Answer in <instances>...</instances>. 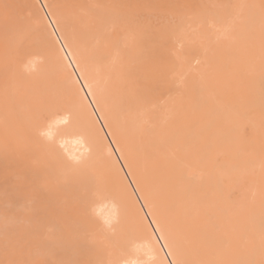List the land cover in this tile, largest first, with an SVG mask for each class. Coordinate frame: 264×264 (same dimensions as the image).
I'll return each instance as SVG.
<instances>
[{
  "label": "bare ground",
  "instance_id": "1",
  "mask_svg": "<svg viewBox=\"0 0 264 264\" xmlns=\"http://www.w3.org/2000/svg\"><path fill=\"white\" fill-rule=\"evenodd\" d=\"M91 1L100 4L103 17L96 22L100 30L86 18L71 26L76 14L72 7H81L76 0H33L31 8L20 7L28 29L18 35L14 56L7 60L14 72L0 74V96L5 99L13 90V98L24 100V105L0 106V261L11 258L17 243L23 251L16 258L28 264L106 260L108 241L98 225L117 210L121 225L113 240L138 229L136 218L120 200L98 140L87 132L82 140L58 138L55 153L49 154L37 132L43 112L57 108L75 113L76 90L87 95V84L99 79L97 63L88 62L85 79L75 60L86 49L103 48V36L112 38L120 49L124 71L113 75L108 88L98 94L100 105L92 104L90 111L100 106L111 109L115 126L133 150L143 145L137 164L147 168L149 182L162 186L181 210L200 223L220 229L235 224L258 236L255 224L261 219L264 198V181L254 177L255 167L264 163V53L259 8L226 11L220 5L258 6L261 0H195L192 5L186 0H158L176 22L153 32L134 29L124 18L142 0H87ZM40 3L67 6L71 18L63 13L64 8L60 11L70 26L60 31L52 23L53 17L33 23L35 16L45 15ZM120 9L127 14L119 15ZM229 12L234 18L231 31L227 30ZM249 17L250 24L242 23ZM215 27H221L215 36L229 37L226 43L210 37ZM119 31L123 36L117 38ZM109 50L115 52V48ZM178 52L186 58L185 67H191L186 76L178 65ZM32 58L30 67L36 73L25 76L22 65ZM69 64L77 71L74 85L69 68L65 70ZM192 71L195 79L188 76ZM128 96L137 102L135 107H124ZM92 99L88 97L89 102ZM81 126L87 128L86 118ZM241 126L247 128L243 137L238 132ZM73 158L86 159L78 174L66 166ZM48 172L50 177L44 180ZM244 180L248 185H241ZM98 188L105 195H96ZM230 190L240 191L239 196L230 213L221 217L218 209ZM44 234L50 244L43 240ZM148 256L144 249L139 254L130 251L128 258L146 261ZM209 258L235 257L218 246Z\"/></svg>",
  "mask_w": 264,
  "mask_h": 264
},
{
  "label": "snow or ice",
  "instance_id": "2",
  "mask_svg": "<svg viewBox=\"0 0 264 264\" xmlns=\"http://www.w3.org/2000/svg\"><path fill=\"white\" fill-rule=\"evenodd\" d=\"M64 7L67 6L54 3L42 5V9L49 11L43 17L35 16L33 23L40 24L42 20L53 17L52 23L60 26V31L65 30L70 26V22L60 11ZM220 7L226 11L233 8H259L261 50L264 53V0H261L258 6L224 4ZM77 22L83 21L72 18L71 26L74 27ZM227 23V30L231 31L234 18L230 12L227 13ZM242 23L250 24L251 17ZM102 39L104 40L103 48L86 49L79 53L75 60L78 70L85 79H87L85 73L89 61L99 66V79L87 84V95L82 96L79 94L80 90H76L75 113L73 110L51 108L40 115L41 123L37 130L49 154L55 153L58 138L74 136L82 140L84 133L87 132L89 137L98 140L103 145L105 165L119 190L120 200L126 210L136 218L137 231L122 233L119 241L112 239L117 235L121 225L119 210L100 221L99 232L108 241L106 245L108 258L88 261L85 264H264V198L261 201L258 236L252 234L249 229L235 224L228 229H220L215 225L200 223L187 211L181 210L162 186L149 182L147 168L141 169L137 164V153L142 150L143 145L140 144L133 150L127 138L115 126L111 109L100 106L90 111L92 104L100 105L98 94L102 95L108 88L113 75L119 76L124 71V66L120 62L122 53L118 46L110 37L103 36ZM112 48H115L114 53L109 50ZM73 55L76 56L77 53ZM176 59L183 70V75L186 76L191 71L190 66L185 67L186 58L178 52ZM69 67L71 64L66 65L65 70ZM70 76L71 74L69 79ZM76 83L78 81H71L73 85ZM89 96L93 98L90 102ZM97 112L102 115L97 117ZM85 118L86 129L81 126V121ZM238 132L243 137L247 134V128L241 126ZM108 137L112 139L105 144L104 141ZM85 162V158H73L67 161L66 166L71 172L78 174ZM95 194L105 195V192L98 188ZM218 246L221 251L232 253L235 258H209L210 253ZM144 249L148 250V260L128 258L130 251L139 254ZM8 251L6 244L5 252L8 253ZM22 251V246L17 243L13 247L11 258L0 261V264H28V261L16 258V255Z\"/></svg>",
  "mask_w": 264,
  "mask_h": 264
},
{
  "label": "rangeland",
  "instance_id": "3",
  "mask_svg": "<svg viewBox=\"0 0 264 264\" xmlns=\"http://www.w3.org/2000/svg\"><path fill=\"white\" fill-rule=\"evenodd\" d=\"M69 1H72V0H69ZM76 1H79L81 3V7L80 6H77V7L71 6V7L73 9V12L76 11V14L74 17L77 18V21L81 19L83 20V18H86L89 21L90 25L95 26L96 22L101 17H103L101 10H100L99 2L94 3L91 1L88 3L87 0H76ZM194 1L195 0H186V3H188L189 5H192ZM24 4L29 5L28 7L31 8L33 6V0H0V74L3 72L8 75L9 73L14 72L12 65L10 63H7V60L14 56L13 48L16 44L18 35L22 32H26V30L28 29L27 27L28 23L25 21V17L21 16L20 7H22ZM40 5L42 7L43 4L40 3ZM43 10L46 13V10L45 9ZM63 13L71 18L70 9L69 11H67L64 8ZM124 13L127 14L123 9H120V11L118 12L119 15H123ZM124 18L132 26V28L134 29L142 28V29H145L151 32L156 31L161 28L171 27L176 22L175 18L169 13H167L166 10L163 9V7L159 4L158 0H142V2L137 3L134 6V9H132V12L130 14L125 15ZM215 19L217 18L215 17ZM80 23L81 22H77V24H80ZM95 28L99 30L102 29V27L97 26V25L95 26ZM118 29H116V31H118ZM220 29L221 27H215V29H213V31L210 32V37H213L214 40H217L216 43L223 44L229 40V37L227 35L215 36V32L219 31ZM97 36L99 37L97 33L93 34V37L95 39H99ZM122 36L123 34L120 33L119 31V35L117 36V38H120ZM33 59L34 58L27 59L28 61L22 65V73L25 76L34 75L36 73V68L30 67ZM76 72L77 71H75L74 66H73V70L71 67H69L68 74L69 75L71 74L70 81L75 80L74 74ZM188 76L190 78L195 79V72L192 71V73H189ZM17 83H18V80H17ZM12 89H15V88H12ZM13 96H15L13 90L10 91L9 95L5 96V99H3L0 96V98H2L0 100V106L3 109H7V108H12L13 105L16 107V105H18L19 103H22V105H24V100L22 99V97L13 98ZM195 98L199 100L197 95L195 96ZM136 104L137 102L134 101V98L130 96L126 97L123 102V105L125 108H133L136 106ZM34 111L37 112L36 116L39 117L38 114L40 113H38L39 111L38 107H35ZM181 130L180 132H185L184 131L185 129H181ZM254 172H255L254 177L258 179V182L261 183L262 181H264V163L255 167ZM43 177H44V180H48V178L50 177V172L45 174ZM247 182L248 181L244 180L241 183V185L243 186L248 185ZM239 192L240 191L238 190L228 191L226 202L218 209V213H219L218 215H220L221 217H224L230 213L229 209L231 208V206H234V203L239 196ZM260 222H261V219H258L255 224V227L258 231L260 227ZM42 238L45 242H47V244H50L49 243L50 240L46 234H44Z\"/></svg>",
  "mask_w": 264,
  "mask_h": 264
}]
</instances>
